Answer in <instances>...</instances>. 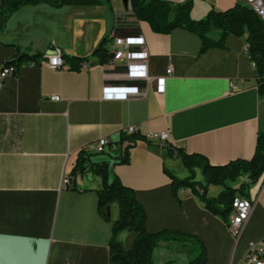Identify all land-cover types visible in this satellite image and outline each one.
<instances>
[{"label":"crops","instance_id":"crops-1","mask_svg":"<svg viewBox=\"0 0 264 264\" xmlns=\"http://www.w3.org/2000/svg\"><path fill=\"white\" fill-rule=\"evenodd\" d=\"M167 1L192 2L191 17L201 20L212 9L224 12L242 0ZM118 37L145 39L153 82L130 81L126 64H113L111 58L101 64L92 57L105 38L110 50ZM226 45L199 56V36L184 29L155 33L135 18L124 0H110L107 6L39 4L14 13L0 34V72L19 50L47 57L61 49L64 56L89 58L90 68L52 70L24 64L0 88V237L6 264H112V222L119 212L111 205L100 213L101 176L89 168L73 174L84 149L89 164L107 161L109 179L117 176L135 191L149 232L170 229L198 236L206 247V264H251V245L264 239V174L246 191L254 207L236 238L190 190L181 193L179 205L165 171L178 178L190 175L177 150L202 155L212 165L248 161L255 154L257 137L264 131V98L246 36H231ZM170 68L173 73L167 76ZM160 78L167 79L163 94L157 92ZM232 83L237 91L231 90ZM125 85L140 86L141 94L103 100L105 87ZM52 96L61 99L53 101ZM131 126L143 137L167 131L170 145L139 140L130 150V163L120 164L125 147L121 134ZM103 138L111 142L105 154L87 150ZM180 162L184 168L178 167ZM66 176L72 178L69 187L63 185ZM241 178L248 181L247 175ZM195 181L204 183L200 169ZM223 189L210 186L208 196L216 198ZM135 238L130 231L120 235L127 249ZM192 247L163 243L152 261L190 264L199 255V248Z\"/></svg>","mask_w":264,"mask_h":264},{"label":"trees","instance_id":"trees-1","mask_svg":"<svg viewBox=\"0 0 264 264\" xmlns=\"http://www.w3.org/2000/svg\"><path fill=\"white\" fill-rule=\"evenodd\" d=\"M47 4L53 8L65 6H107L110 0H0V34L6 29L10 17L25 6ZM129 10L138 21L146 22L153 32L170 34L176 29H184L196 34L202 41L199 56L210 49L227 48L229 37L242 38L246 36L247 53L257 72L258 91L264 98V21L247 6L243 1L227 11L219 12L212 9L205 18L194 20L191 17L192 2L174 4L167 0H128ZM219 32V39L213 36ZM92 57H96L101 64L106 63L112 52L107 47L105 38L94 50ZM71 69H79L83 61L89 58L64 56ZM45 59L41 53L18 51V54L5 62L3 68L13 67L19 71L24 64L40 66ZM146 140L137 133L121 134V145H125L121 155L118 156L120 164L130 163V150L137 141ZM171 153H173L171 151ZM180 159L189 171L186 178H178L165 169L172 180V192L175 200L182 205L180 195L183 191L190 190L201 200L205 208L215 216L220 217L226 224L233 212V203L237 197L247 198V189L256 184L264 174V131L257 137V145L251 160H235L226 165H212L199 154H187L177 150ZM90 154L82 150L73 168V174H83L89 168L94 174L101 176L103 187L98 190L99 211H104L111 205L118 208V217L112 222V237L110 240V261L112 264H154L152 254L163 243L178 242L184 246L199 248V255L190 264H206L207 251L204 242L196 235L179 230H162L149 232L146 226L147 214L139 202L134 190L126 187L116 176L109 179V163L102 161L89 164ZM90 166V167H88ZM196 169H200L204 183L196 182ZM247 175L248 181L239 186L232 187L227 182H236ZM210 186H222L223 191L218 197L208 196ZM124 231L136 234L131 249H127L120 239ZM264 244V239L263 243ZM170 264V263H168Z\"/></svg>","mask_w":264,"mask_h":264},{"label":"built area","instance_id":"built-area-1","mask_svg":"<svg viewBox=\"0 0 264 264\" xmlns=\"http://www.w3.org/2000/svg\"><path fill=\"white\" fill-rule=\"evenodd\" d=\"M247 6L252 8L255 13L264 21V0H242ZM110 51L112 57L110 62L113 64L120 62L126 64L127 78L130 81L139 82H153L149 76L147 61L149 59V52L146 49V42L143 37H118L114 39V43L111 46ZM42 66H46L52 70H61L64 68H70L67 65L64 58V54L61 49H57L54 54L45 57L42 61ZM90 68L88 61H83L80 64V69L87 70ZM17 69L13 67H5L0 72V88L7 77L17 74ZM173 73L172 68L167 71V76H171ZM166 78H160L156 80L158 94H163L166 89ZM231 90L237 91L238 87L235 83L231 84ZM141 94V87L138 85H125L105 87L103 90L102 98L105 101H121L126 100L130 95ZM60 96H52L51 100L59 101ZM128 135H133L138 132L137 128L131 126L123 131ZM146 140L153 143L159 142L170 145V133L161 132L153 133L146 137ZM111 142L103 138L96 143L87 147L89 152L95 154H105L108 146ZM72 184V178L66 176L63 180V185L69 187ZM253 202L245 197H237L233 203V212L229 217L227 223L231 233L238 238L242 230L249 220L252 210ZM264 244H252L247 261L251 264H264Z\"/></svg>","mask_w":264,"mask_h":264},{"label":"snow or ice","instance_id":"snow-or-ice-1","mask_svg":"<svg viewBox=\"0 0 264 264\" xmlns=\"http://www.w3.org/2000/svg\"><path fill=\"white\" fill-rule=\"evenodd\" d=\"M5 250V240L3 237H0V264H6V262L3 260Z\"/></svg>","mask_w":264,"mask_h":264},{"label":"rangeland","instance_id":"rangeland-1","mask_svg":"<svg viewBox=\"0 0 264 264\" xmlns=\"http://www.w3.org/2000/svg\"><path fill=\"white\" fill-rule=\"evenodd\" d=\"M213 37H214L215 39H219V32H216L215 35H214ZM178 167H179V168H184L181 162L179 163V166H178ZM238 182H239V183H240V182H243V178H239V179H238ZM193 248L197 249V247H192V249H193Z\"/></svg>","mask_w":264,"mask_h":264},{"label":"water","instance_id":"water-1","mask_svg":"<svg viewBox=\"0 0 264 264\" xmlns=\"http://www.w3.org/2000/svg\"><path fill=\"white\" fill-rule=\"evenodd\" d=\"M124 2H125L126 7H128V0H124ZM1 7H2V5H0V8Z\"/></svg>","mask_w":264,"mask_h":264}]
</instances>
